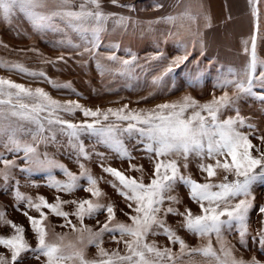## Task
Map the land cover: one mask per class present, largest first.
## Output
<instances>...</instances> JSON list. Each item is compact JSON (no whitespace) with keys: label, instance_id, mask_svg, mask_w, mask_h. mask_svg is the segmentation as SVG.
I'll return each mask as SVG.
<instances>
[{"label":"snow or ice","instance_id":"snow-or-ice-1","mask_svg":"<svg viewBox=\"0 0 264 264\" xmlns=\"http://www.w3.org/2000/svg\"><path fill=\"white\" fill-rule=\"evenodd\" d=\"M110 2L119 7H133L119 5L118 0H110ZM45 6L46 0H0V14L8 20L14 10L18 9L29 18L36 30L49 28L57 30V22H62L79 36L81 43L72 45L82 49L78 54L81 56L87 54L92 58L100 55L97 49L101 45L103 35L108 31L109 20L113 21L114 26H119L125 31L129 22L128 17H117L115 13L106 12L102 0H81L78 7L74 6L72 0H57L54 10L39 11ZM156 7L163 5L157 4ZM253 14L256 15L255 10ZM184 16H188L193 23L197 21V17L184 12L159 17L156 21L148 23L151 25L164 21L175 24ZM204 21V26L210 27V18L207 15H204ZM189 34L192 35L195 46L197 38L202 35L199 28L195 32L189 30ZM255 39L256 37L253 36L251 58L243 70L240 73H232L231 78L220 79L216 85L222 89L231 86L232 94L224 91L220 96L213 95L211 100L204 103H200L190 95H184L177 101L157 104L151 109L129 110L128 105L125 104L117 109L101 110L97 107L93 110L84 107L78 101L61 103L54 100L42 88H26L22 84L0 78V119L3 120V123H0V147H3L6 153L13 155V159L9 160L5 158L4 153H0V163L3 164L0 168V179L4 181L0 187L8 189L9 180L14 179L12 169L20 167L17 160L22 159L24 167H21V172H47V186L55 188L57 192L72 193L84 187L92 197V199L64 200L56 196L50 203L45 197L38 196L36 202L32 197L25 196L19 191V181H17L13 189L17 207L20 201H26L27 208L39 212L38 218L29 215L27 211L23 213L35 233L36 246L32 248L25 240L22 225L5 219L4 213L0 212V223L8 224L14 229L12 235L0 236V245L11 253L10 259L0 253V264H19L23 259L22 253L28 251H31L37 259L43 255L46 258L45 264H68L70 261H78L79 264H177L185 254L193 253L203 255L213 264H264V261L257 260L255 256L247 261L236 258L233 246L223 235L225 230L231 231L235 228L239 233V243L247 246L249 214L254 208L255 200L252 187L255 182L264 181V150L253 145L249 139L251 132L245 133L239 130L245 126L255 129L256 126L247 123L238 108L235 116L221 119L222 112L235 108L236 102L242 95L253 94V88L257 85L264 88V71H261L259 76L254 75L258 64L264 67V61H258L255 53ZM68 43L71 44V41L69 40ZM199 43L203 54V40L200 39ZM110 46L119 47L118 44ZM181 46L185 47V54L174 57L163 69L160 77L154 79H160L171 73L188 60L190 53L187 52V46ZM153 58H161V54L158 53ZM57 59L63 60L64 57L61 55ZM106 59L118 61L120 67L115 71L123 73L130 71L136 56L135 53H131L130 58L122 59L117 57L115 52H110ZM11 67L31 75L45 76L43 71L30 72L21 64H13ZM97 67L103 69L99 60ZM48 83L57 86L50 79ZM63 87H70V83L64 84ZM13 97L16 98L15 104ZM23 97H27L32 102H21ZM4 105L10 107L5 109L2 107ZM77 110L82 112L86 119L73 122L60 115L61 112L73 114ZM42 113L47 115L42 117ZM9 117H16L35 127L27 129L23 125L13 127L9 123ZM89 117L90 120L87 119ZM110 117L114 119L110 120ZM45 121L49 126L48 131H51L53 126H60L59 130L68 136L71 147L77 150V162L80 168L78 175L59 164L47 152H39V144H46L49 139L44 135ZM125 121L126 126H121L120 122ZM81 133H88L96 138L97 143L109 146L117 153L118 158L127 159L129 171L141 173V176L136 178L125 175L117 168L101 164L103 171L114 177L108 183L124 198L128 208L132 210L131 213H125L130 223L117 220L113 202L109 201L106 204L101 202V198L106 194L98 186V178L79 159L80 157L85 160L90 159V153L85 150L80 140ZM125 134L129 137L138 134L137 143L143 145L141 150L149 156L155 153L152 177L147 184L144 183L143 166L132 163L135 157L124 143ZM25 136L30 138L26 139ZM51 139L55 140L54 134ZM260 139L264 143V136ZM254 147L258 155H253ZM19 153L23 155L19 156ZM97 155L103 158L102 153ZM168 157L174 158L168 159ZM191 157L198 158L200 162L197 167L201 172L207 173L205 182L201 183L193 179L191 173L187 171ZM181 159L185 170L183 173L180 171ZM205 160H212L214 163H205ZM52 168H60L66 179L56 180L51 174ZM217 170H222L226 174L231 173L235 179L229 181L228 176L225 175L221 182L214 183L211 178L217 176ZM81 180L87 181L86 187L80 183ZM178 184L188 189L189 198L200 206V214H193L187 207L180 212L178 208L172 206L181 202L177 195L172 194ZM166 201L167 207L164 206ZM65 204L75 205L74 211H64L62 206ZM45 208L51 214L64 218L62 226H71L73 231L81 233L87 232L88 243L96 245V255L99 258L87 259L83 249L68 251L73 246L63 243V235L56 234V239L50 241L48 230L43 223L47 217V213L43 211ZM101 212H106V217L102 222L97 220L99 225L97 230L93 231L92 227L84 224L85 217L91 219ZM258 213L264 215V204L259 206ZM169 214L183 217L181 226L198 237L207 238V243L196 248L188 246L167 223L166 217ZM70 216H75L79 228L69 219ZM261 223L264 224V220ZM106 233L111 234L112 239L117 243L121 241L124 243L123 254L119 249L109 252L101 246ZM116 233H119L120 239H117ZM149 234L166 235L171 243L179 244V252L173 253L171 248H160L154 241L148 242L146 238ZM213 234L219 244V250L212 245ZM124 237L128 238L124 239ZM252 239L253 243L258 239L260 251L264 253V227Z\"/></svg>","mask_w":264,"mask_h":264},{"label":"rangeland","instance_id":"rangeland-1","mask_svg":"<svg viewBox=\"0 0 264 264\" xmlns=\"http://www.w3.org/2000/svg\"><path fill=\"white\" fill-rule=\"evenodd\" d=\"M81 0H72L74 6L80 4ZM57 0H46V6L39 11L54 10ZM119 5H132L133 7H119L113 5L110 0H102V6L106 12L115 13L117 17L124 16L129 18L127 30L119 26H114L113 21L109 20L107 24L108 31L103 35L101 45L97 49L100 54L96 58L78 53L82 49L75 48L72 45L80 44L79 36L71 28L65 26L62 22H57V30L51 28L36 30L33 28L29 18L21 11L14 10L8 20L0 14V78L11 80L17 84H22L26 88H42L54 100L60 101H78L86 108L95 110L99 107L101 110L108 108H121L127 104L129 110L151 109L155 105L177 101L184 95L194 97L200 103L212 99L213 95L220 96L224 91L231 95L233 88L229 86L222 89L218 86V81L224 77L231 78L232 73H240L248 64L252 53V37L255 36V53L258 61H264V0H118ZM157 4L163 7H156ZM254 10L256 15H254ZM190 13L197 17L196 23H193L188 16L177 20L175 24H169L164 21L152 23L157 18L169 14L178 15L179 13ZM204 15L210 18V27H205ZM199 28L201 36L197 38L195 46L193 37L189 30L195 32ZM172 33V35H169ZM203 40V54L199 40ZM71 41V44L68 41ZM111 44H118L119 47H111ZM190 53L189 58L184 64L175 68L171 73L160 77L163 69L176 56L185 54V47ZM247 48V51L245 49ZM110 52H115L117 57L122 59L130 58L131 53H135L136 60L131 65L130 71L121 73L115 71L120 67L118 61H110L106 56ZM161 58L154 59L157 54ZM63 56V60L57 57ZM97 60L103 65V69L97 67ZM13 64H21L30 72L39 73L43 71L45 76L31 75L18 71L11 67ZM264 71V67L257 65L254 75L259 76ZM55 82L57 86L48 83V80ZM70 83V87H63ZM215 86V87H214ZM6 87V86H5ZM15 91V90H12ZM264 88L259 85L253 88V94L242 95L236 102L235 108H229L222 112L221 119L236 115V108L239 109L241 116L245 117L247 123L254 124L255 129H249L246 126L239 130L245 133L251 132L249 139L254 146L264 150V143L260 137L264 136ZM21 102L31 103L27 97H23ZM13 103L16 98L13 97ZM5 109L9 105L2 106ZM47 115L42 113L41 116ZM62 118L79 122L86 119L82 112L77 110L73 114L63 113ZM87 119H91L90 117ZM114 119L110 117V120ZM0 123L3 120L0 119ZM9 123L13 127L23 125L26 129L35 127L16 117H9ZM121 126H126L127 122H120ZM46 124V121H45ZM46 124L44 135L48 137V142L41 143L38 146L40 153L47 152L55 161L64 165L68 170L77 175L80 172L77 162V150L69 144V138L60 130V126H53L48 131ZM55 140L52 141V135ZM137 135L129 137L123 136L124 143L135 157L132 163L143 166L144 183L150 182L154 169L155 153L149 156L142 151V144L137 143ZM24 138H30L25 136ZM85 150L90 153V159L85 160L80 157V162L89 168L92 174L98 178V186L106 194L101 198L102 203L113 202L116 210L117 220L130 223L125 213H131L124 198L108 183L114 179L110 174L103 171L101 164L111 166L124 172L125 175L139 178L140 172L129 171V161L120 159L116 152L109 146L97 143L96 138L88 133H81ZM253 155H258L255 147L252 149ZM0 153L5 154L6 159H13V155L6 153L3 147H0ZM97 153H102L103 158ZM22 156L23 153H19ZM174 157H168L171 159ZM223 159V157H221ZM230 159V158H229ZM200 161L198 158L191 157L189 160L188 172L192 178L198 182H205L207 173L201 172L197 167ZM20 167L12 169L14 179L8 182V189L0 187V212H3L5 219L11 220L24 228V238L28 244L35 248L36 237L32 231L29 221L23 213L39 217V212L35 209L27 208L26 201H20L17 207V201L13 196V189L16 182L19 181V191L25 196H30L34 201L38 196L45 197L48 202H53L56 196L64 200L72 199H92L91 194L84 190V187L78 188L72 193L57 192L55 188L48 187V173L45 171H34L32 173L21 172L24 167L22 159L17 160ZM180 171L185 170L182 167L181 159ZM205 163H214L212 160H205ZM3 164L0 163V168ZM217 176L211 178L214 183H219L225 175L228 180L235 179L231 173H224L217 170ZM51 174L56 180L66 179L60 168H52ZM4 181L0 179V186ZM80 183L87 186V181L81 180ZM255 196L254 208L250 210L248 221L247 246L239 243V233L233 228L231 231L225 230L223 235L225 240L233 246L236 258L250 260L253 256L257 260L264 261V253L260 251L259 241L253 243V237L257 236L258 231L264 227L262 220L264 215L258 213V208L264 204V181H257L252 187ZM172 194L180 198V203L172 205L183 212L185 207L191 209L193 214H200V206L193 202L188 195V189L182 184H178ZM243 198V197H240ZM38 202V201H36ZM165 207L168 202H165ZM64 211L72 212L75 205L65 204L62 206ZM47 217L43 222L48 230V239L55 240L56 234L64 236L63 243L71 244L73 248L83 249L85 257L89 260L98 259L97 248L95 244L88 243V233L73 231L71 226L64 225V218L51 214L48 209H43ZM163 215V213H161ZM106 212H101L94 218L85 217L84 224L92 227L93 231L99 228L97 220L101 222L105 219ZM69 219L77 224L79 222L75 216ZM183 217L169 214L166 221L175 230L185 243L191 248L199 247L207 243V238L198 237L181 226ZM14 229L10 225L0 223V236H10ZM117 239H120L119 233H116ZM128 237H124L127 239ZM148 242H155L157 247H168L173 253H178L180 246L178 243H171L168 237L163 234L147 236ZM212 245L219 250V244L213 234L211 236ZM109 252L113 249H119L123 254L125 245L121 241L117 243L113 240L111 234L106 233L101 245ZM0 253H3L10 259L11 253L0 245ZM23 259L19 264H45L46 258L40 255L37 259L31 251L22 253ZM68 264H79L78 261H70ZM177 264H213L208 258L201 254H185Z\"/></svg>","mask_w":264,"mask_h":264}]
</instances>
